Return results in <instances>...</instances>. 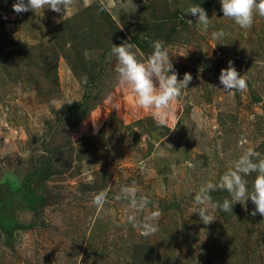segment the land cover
<instances>
[{
    "label": "rangeland",
    "instance_id": "rangeland-1",
    "mask_svg": "<svg viewBox=\"0 0 264 264\" xmlns=\"http://www.w3.org/2000/svg\"><path fill=\"white\" fill-rule=\"evenodd\" d=\"M13 3L0 0V264H264V217L250 199L210 225L192 213L199 189L249 149L264 159V17L241 29L219 0H73L64 13L21 14ZM154 41L178 79L192 76L176 131L136 107L108 59L128 42L144 62ZM229 61L246 90L219 84ZM156 211L158 231L144 235Z\"/></svg>",
    "mask_w": 264,
    "mask_h": 264
},
{
    "label": "clouds",
    "instance_id": "clouds-1",
    "mask_svg": "<svg viewBox=\"0 0 264 264\" xmlns=\"http://www.w3.org/2000/svg\"><path fill=\"white\" fill-rule=\"evenodd\" d=\"M219 2L223 17L232 20L241 29H250L256 14L264 17V0H219ZM72 3L73 0H15L12 10L16 14H21L47 8L56 13L62 11L64 13ZM188 14L196 18L195 23L202 31H208L210 19L205 9L200 5H193L189 7ZM188 23L193 22L188 20ZM224 35L222 30L211 33L213 40H220ZM132 47L131 43L124 42L120 45H113L111 48L108 59L115 57L117 61L115 71L119 85L134 94L136 107L148 110L157 126L168 127L170 132L176 131L180 118L175 114L174 106L178 103L183 90L188 89L192 82L191 74L185 72L183 79H178V72L162 41L153 42V52L144 62L137 59L131 51ZM218 79L225 91H244L247 88L245 78L237 72L232 61L228 62L226 69L220 70ZM259 155L253 149H249L239 157L233 169L228 170L219 178L218 183L208 182L199 189L194 197L197 207L193 208L192 213L198 214L203 224L210 225L216 221L215 212L217 210L232 213L235 203L244 204L249 199L255 205V209L250 214L252 216L259 214L264 217V159H258ZM252 173L257 175L249 191L245 177ZM217 190L227 191L231 199L225 198L222 203L214 202L210 193ZM122 191L134 197L136 189L134 187L125 188ZM95 203L102 205V198L98 197ZM135 203L133 199V205ZM146 203L145 198L142 204ZM160 214L156 211L148 217L144 224V235H151L158 231L155 222L158 221Z\"/></svg>",
    "mask_w": 264,
    "mask_h": 264
}]
</instances>
